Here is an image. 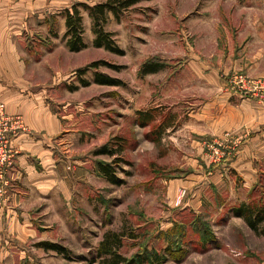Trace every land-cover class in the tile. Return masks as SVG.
Listing matches in <instances>:
<instances>
[{
  "label": "rangeland",
  "instance_id": "obj_1",
  "mask_svg": "<svg viewBox=\"0 0 264 264\" xmlns=\"http://www.w3.org/2000/svg\"><path fill=\"white\" fill-rule=\"evenodd\" d=\"M106 1L0 0V13L27 15L16 24L18 45L32 44L25 77H52L51 114L63 128L50 140L56 176L29 178L13 142L30 131L4 109L21 128L9 135L13 157L0 180V264H99L108 233L121 236L118 253L127 259L156 253L162 264H264V223L252 231L237 216L240 206L264 212V162L253 183L242 177L236 156L251 131L225 127L243 102L264 109V0H139L108 11L103 30L119 54L93 45L89 9ZM73 7L85 44L78 52L64 37ZM11 22L0 15V51ZM2 62L0 77L19 75ZM95 62L104 64L77 77ZM146 63L161 68L144 74ZM97 73L121 83H95ZM142 114L152 121L144 124ZM107 144L112 156L96 153ZM99 164L112 166L119 183Z\"/></svg>",
  "mask_w": 264,
  "mask_h": 264
},
{
  "label": "crops",
  "instance_id": "obj_2",
  "mask_svg": "<svg viewBox=\"0 0 264 264\" xmlns=\"http://www.w3.org/2000/svg\"><path fill=\"white\" fill-rule=\"evenodd\" d=\"M0 15L9 16L13 22L11 26L3 25L9 29L10 36L2 37L4 48L0 51L2 66H16L19 75L17 77H0V104L4 106L7 115L21 116L27 124L30 134H19L13 142V146L20 156L17 158V167L29 178L34 177H55L53 170L56 167V148L52 145L51 139L61 137L63 128L58 119L52 116L51 105V78L25 77L26 64L30 51L29 40L23 41V48L18 45L22 42L18 38L22 26L16 27L20 17L27 18V15L13 10L1 12ZM7 22H4L5 24ZM46 25V18L44 17ZM15 28V32H13ZM20 41V42H19ZM6 70V69H5ZM4 70V71H5ZM14 72V69H12ZM46 78V81H45ZM238 115L232 122L225 123L227 129H245L241 135L251 131V137L244 141V145L237 153L236 163L238 172L245 179L253 183L256 178L255 165L264 162V109L258 106L243 102L235 108ZM250 130V131H249ZM255 131V132H254ZM20 133V132H19ZM41 166L42 172L36 173ZM26 177V176H25Z\"/></svg>",
  "mask_w": 264,
  "mask_h": 264
},
{
  "label": "trees",
  "instance_id": "obj_3",
  "mask_svg": "<svg viewBox=\"0 0 264 264\" xmlns=\"http://www.w3.org/2000/svg\"><path fill=\"white\" fill-rule=\"evenodd\" d=\"M139 0H108L105 3L95 5L89 9L90 14L93 18L94 23V34L95 39L93 41L94 47L104 48L110 52L120 53L119 49L116 47L114 41L112 40L111 33L105 32L103 30V24L105 22V13L112 12L117 15L119 11L125 10L133 5H135ZM73 7L71 11H65V26L66 32L64 37L67 38L66 45L71 52H78L85 48V44L82 39V27H81V17L79 12ZM100 64L104 63H91L85 67V69H78L76 71L77 77L81 78V76L89 69V68H97ZM161 68V65H156L152 63H146L143 65L144 74H152L157 72ZM82 85L86 86L83 80L80 81ZM95 83L107 86H117L121 82L116 79H112L106 77L102 74L95 75ZM144 124H148L152 121V118L147 114L140 115ZM170 126L167 125L166 127ZM162 131V127H160ZM161 133V132H160ZM111 144H107L101 147L96 153L97 154H107L112 156L115 151L111 149ZM118 159L114 160V163H117ZM99 171L102 175L112 184H118L119 181L116 178L115 170L110 165L99 164ZM237 216L242 218L245 224L252 231H258L261 225L264 223V212L259 207H251L244 206L238 209ZM262 234H264V229H261ZM121 236L108 233L104 236L101 244L99 254H103L105 257L99 264H162L165 260L164 257L158 254H147L140 253L131 259H127L118 253L121 247ZM45 248L47 250H53L58 253H62L64 249L59 247L58 245H49L45 244Z\"/></svg>",
  "mask_w": 264,
  "mask_h": 264
},
{
  "label": "built area",
  "instance_id": "obj_4",
  "mask_svg": "<svg viewBox=\"0 0 264 264\" xmlns=\"http://www.w3.org/2000/svg\"><path fill=\"white\" fill-rule=\"evenodd\" d=\"M20 128L19 121L7 117L4 114V106L0 104V180H2L5 170L10 166L13 157L10 149L9 135ZM3 186H6V182L4 181L2 182Z\"/></svg>",
  "mask_w": 264,
  "mask_h": 264
}]
</instances>
